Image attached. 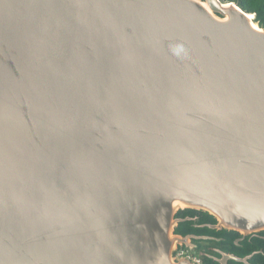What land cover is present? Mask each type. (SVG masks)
<instances>
[{
    "label": "water",
    "instance_id": "1",
    "mask_svg": "<svg viewBox=\"0 0 264 264\" xmlns=\"http://www.w3.org/2000/svg\"><path fill=\"white\" fill-rule=\"evenodd\" d=\"M184 209L264 230L256 15L0 0V264H180Z\"/></svg>",
    "mask_w": 264,
    "mask_h": 264
},
{
    "label": "flooded vegetation",
    "instance_id": "2",
    "mask_svg": "<svg viewBox=\"0 0 264 264\" xmlns=\"http://www.w3.org/2000/svg\"><path fill=\"white\" fill-rule=\"evenodd\" d=\"M174 219L180 264H264V230H226L208 213L193 209L178 211Z\"/></svg>",
    "mask_w": 264,
    "mask_h": 264
},
{
    "label": "trees",
    "instance_id": "3",
    "mask_svg": "<svg viewBox=\"0 0 264 264\" xmlns=\"http://www.w3.org/2000/svg\"><path fill=\"white\" fill-rule=\"evenodd\" d=\"M234 1V0H222ZM240 7L246 13H254L256 21L264 26V0H239Z\"/></svg>",
    "mask_w": 264,
    "mask_h": 264
},
{
    "label": "built area",
    "instance_id": "4",
    "mask_svg": "<svg viewBox=\"0 0 264 264\" xmlns=\"http://www.w3.org/2000/svg\"><path fill=\"white\" fill-rule=\"evenodd\" d=\"M182 254H183V252H181V251L175 252V258H181Z\"/></svg>",
    "mask_w": 264,
    "mask_h": 264
}]
</instances>
